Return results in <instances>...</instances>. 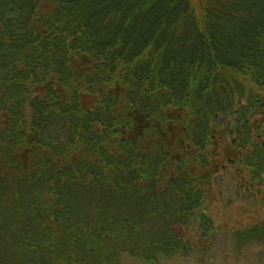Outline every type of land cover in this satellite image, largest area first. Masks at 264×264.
<instances>
[{"label":"trees","instance_id":"trees-1","mask_svg":"<svg viewBox=\"0 0 264 264\" xmlns=\"http://www.w3.org/2000/svg\"><path fill=\"white\" fill-rule=\"evenodd\" d=\"M218 149L264 189V0H0V264L210 248Z\"/></svg>","mask_w":264,"mask_h":264},{"label":"rangeland","instance_id":"rangeland-1","mask_svg":"<svg viewBox=\"0 0 264 264\" xmlns=\"http://www.w3.org/2000/svg\"><path fill=\"white\" fill-rule=\"evenodd\" d=\"M216 152L218 167L212 177L207 214L219 237L208 249H198L190 257L164 260L160 264H264V250L260 254L257 248H244L241 252H236L231 238L232 232L237 229L248 228L264 220V189L256 191L248 188L245 174L240 181L238 173L225 159L223 151L218 149ZM121 264L145 263L123 257Z\"/></svg>","mask_w":264,"mask_h":264}]
</instances>
